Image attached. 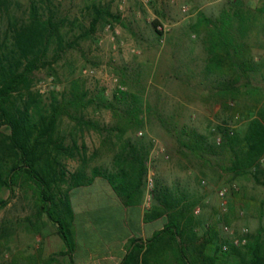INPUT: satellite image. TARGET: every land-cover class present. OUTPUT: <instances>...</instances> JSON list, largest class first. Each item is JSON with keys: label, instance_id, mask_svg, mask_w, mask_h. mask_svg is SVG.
<instances>
[{"label": "rangeland", "instance_id": "obj_1", "mask_svg": "<svg viewBox=\"0 0 264 264\" xmlns=\"http://www.w3.org/2000/svg\"><path fill=\"white\" fill-rule=\"evenodd\" d=\"M12 2L11 10L21 14L29 0ZM93 3L110 5L120 20L107 16L94 34L82 38L80 35L90 26ZM50 6L68 20L62 29L66 50L55 59L53 46L49 55L52 65L34 75V89L42 93L44 101L50 102L52 92L59 97L68 95L76 79L90 97L102 95L111 100L119 88L138 95L142 124L128 130L125 138L143 141L150 150L146 200L151 202L157 185L174 188L185 203L193 205L200 235L217 223L222 236L229 238L222 226L232 200L235 205L231 225L235 234L244 227L254 232L264 224V217L260 219L264 186L257 185L248 175L233 178L226 170L229 153L199 156L185 145L187 132L193 129L219 143L222 135L218 125L235 130L242 129L248 121L243 112L235 111L237 106L248 111L255 92L262 94L264 101V0H127L122 7L120 0H54ZM224 9L241 10L251 21L244 40L257 69L243 75L222 96L223 82L228 77L207 72L204 35L194 33L191 24L200 12L215 18ZM159 25H166L167 30H159ZM0 28H5L4 18L0 19ZM82 114L109 128L118 123L112 110L96 103ZM75 125L68 115L59 123V132L67 143L72 140ZM2 130L9 132L6 125ZM76 138L87 147L89 174L94 166L112 169L114 151L118 148L115 144L119 141L117 131L105 130L101 134L86 129L79 131ZM65 163L69 172H73L82 164V158H68ZM223 185L238 188L231 190L226 205L218 194ZM109 189L108 181L98 177L93 184L73 192L75 227L68 215L66 229L70 236L74 231L78 237L75 241L79 256L117 250L119 241L131 229H138L134 215L130 225L125 224L126 213ZM236 193L238 199L234 198ZM0 195L12 196L9 204L0 209V264H71L67 254H58L65 246L58 225L46 214H37L32 187L18 185L13 195L6 189ZM161 224L162 221H157L151 227L158 228Z\"/></svg>", "mask_w": 264, "mask_h": 264}, {"label": "trees", "instance_id": "obj_2", "mask_svg": "<svg viewBox=\"0 0 264 264\" xmlns=\"http://www.w3.org/2000/svg\"><path fill=\"white\" fill-rule=\"evenodd\" d=\"M53 1L29 0L27 9L19 14L11 10L12 0H0V19H5V28H0V194L6 189L13 195L18 185L32 187L37 214H46L58 225V233L67 249L58 254L66 255L74 246L66 229V216L69 215L70 222L74 218L71 191L102 177L126 206L139 204L148 182L150 150L143 141L125 138L128 130L142 124L138 95L119 88L111 100L102 95L90 97L79 79L74 80L68 95L59 97L52 92L50 102H45L42 93L34 89L35 72L52 65L49 59L52 47L55 59L66 50L62 29L68 17L58 15L50 6ZM17 6H20L19 1ZM92 8L90 26L80 35L82 38L94 34L107 16L120 20L110 5L93 3ZM250 22L241 10L224 9L215 18L200 12L191 24L194 33L204 35L207 72L228 77L227 82H223L222 96L227 95L232 84L239 82L243 75L248 76L249 71L257 69L244 40ZM254 94L248 111L235 108L248 117L242 129L231 130L218 125L217 130L222 135L219 143L210 140L207 134L189 130L185 145L199 156L229 153L226 170L233 178L248 175L257 185L264 186V101L262 94ZM95 103L113 111L118 118L114 128L102 126L82 114ZM64 115L76 122L70 143L59 132ZM5 125L9 132L2 130ZM86 129L101 134L105 130L117 131L119 141L115 144L118 148L114 151L112 169L94 166L88 173L87 147L76 138L79 131ZM80 157L82 164L69 172L65 160ZM238 195L236 193L234 198L238 199ZM10 197L0 195V209L9 204ZM234 205L232 200L230 212L225 215L224 221L229 225L233 223ZM192 206L185 203L174 188L157 185L144 219L164 218V225L148 238L131 237L120 264H264V224L247 234L245 244L236 245L222 236L217 223L200 235ZM263 217L264 198L260 203V219ZM51 260L55 261L54 257Z\"/></svg>", "mask_w": 264, "mask_h": 264}, {"label": "crops", "instance_id": "obj_3", "mask_svg": "<svg viewBox=\"0 0 264 264\" xmlns=\"http://www.w3.org/2000/svg\"><path fill=\"white\" fill-rule=\"evenodd\" d=\"M109 183V182H108ZM84 187V186H81ZM80 187V188H81ZM109 191L112 195L116 197L118 202L121 204L123 207L125 213H126V225H130L131 218L133 216V219H135V223L138 226V229L130 230V233L128 236L123 240L119 241L120 247L117 250L113 249H108V251L104 254H99V253H89L86 257H82L78 255V249H77V243L75 240H77V235L76 233L74 234L75 228H73L71 231L72 235L71 238L74 239V246L70 254H67V256L71 260V264H120L122 261L123 257L126 254L127 251V244L129 242V239L131 237H143V238H148L150 237L155 231L161 229L164 225L163 219L164 218H159L156 220L152 221H145V213L149 209V206L151 205V202L146 200V197L142 198L141 202L139 204L131 205V206H126L122 200L121 197L118 196V194L115 192L113 189L112 185L109 183ZM79 188V187H78ZM76 189V188H75ZM75 189L72 190L71 192V200H73V192ZM73 203V202H72ZM75 218V217H74ZM74 218L72 220V227L74 226ZM157 221H162V224L158 228H152L151 225L156 223ZM65 244V243H64ZM108 247V246H107ZM110 248V247H109ZM61 250H67L66 246H63Z\"/></svg>", "mask_w": 264, "mask_h": 264}, {"label": "built area", "instance_id": "obj_4", "mask_svg": "<svg viewBox=\"0 0 264 264\" xmlns=\"http://www.w3.org/2000/svg\"><path fill=\"white\" fill-rule=\"evenodd\" d=\"M120 2H121V7H122L123 4H125V2H127V0H120ZM158 28L161 31H166L167 30L166 25L165 26L164 25H159ZM231 133H233V131H231ZM202 183L206 184V180L203 179ZM232 189H238V188L236 187V185H233V186L223 185L220 188H218V194H219L220 198L224 199L222 204H224V205L227 204L226 198H228V196L231 193ZM198 211H199V209H198ZM222 229H223V232H225L226 234L229 235L230 240L234 244L241 245V244H245L246 243L247 234L249 233L248 228L244 227L243 230L240 233L235 234L232 225H229L227 223H223ZM224 248H227V245H225Z\"/></svg>", "mask_w": 264, "mask_h": 264}]
</instances>
